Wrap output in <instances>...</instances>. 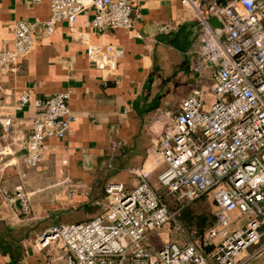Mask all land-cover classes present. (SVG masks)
Wrapping results in <instances>:
<instances>
[{
	"label": "built area",
	"instance_id": "2783aa9c",
	"mask_svg": "<svg viewBox=\"0 0 264 264\" xmlns=\"http://www.w3.org/2000/svg\"><path fill=\"white\" fill-rule=\"evenodd\" d=\"M181 2L195 12L200 27L199 58L192 69L208 70L209 80H200L177 112L161 111L152 122L161 126L156 161L163 169L157 185L150 180V167L136 171L139 182L132 188L108 184L100 215L37 234L38 250L58 244L66 264H250L264 253V0L225 5L213 0L207 10L200 0ZM50 7L45 21L10 24L13 46L0 51V73L16 69L33 53L38 29L48 36L60 22L74 27L83 11H92L91 25L100 33L131 29L142 17L136 0H50ZM170 30L169 23L158 25L160 33ZM87 54L97 69L113 75L125 52L115 44L87 43ZM18 102L36 112L24 148L28 165L37 166L44 160L46 140L71 130L70 92L40 97L27 90ZM14 124L12 114L0 112V132L9 133ZM163 189L175 199L176 212L170 211ZM1 192L9 205L28 202L21 185ZM208 195L215 222L194 240L175 215ZM170 221L183 237L157 248L149 233Z\"/></svg>",
	"mask_w": 264,
	"mask_h": 264
},
{
	"label": "crops",
	"instance_id": "0c3cea01",
	"mask_svg": "<svg viewBox=\"0 0 264 264\" xmlns=\"http://www.w3.org/2000/svg\"><path fill=\"white\" fill-rule=\"evenodd\" d=\"M212 1L200 0L202 8ZM217 1L225 5L228 0ZM136 8L142 17L131 29L97 32L90 10L74 27L60 22L48 36L38 29L33 53L16 69L0 73V112L12 114L15 122L9 133L0 132V264H66L60 245L40 251L34 237L100 215L108 184L132 188L139 182L138 170L150 167V180L157 185L163 169L156 161L161 126L152 122L161 111L177 112L200 80L208 82L209 72L192 69L200 43L192 9L181 0H136ZM50 14V0H0V51L13 46L11 23L45 21ZM161 23L171 25L169 33L158 31ZM87 43L124 49L115 74L90 62ZM27 90L40 97L69 91L74 116L67 136L46 140L37 166L28 165L24 148L36 113L18 102ZM19 185L28 202L7 204L1 188L13 192Z\"/></svg>",
	"mask_w": 264,
	"mask_h": 264
},
{
	"label": "rangeland",
	"instance_id": "374dc122",
	"mask_svg": "<svg viewBox=\"0 0 264 264\" xmlns=\"http://www.w3.org/2000/svg\"><path fill=\"white\" fill-rule=\"evenodd\" d=\"M212 23L213 25L217 24V22H215L214 20L212 21ZM210 97L212 96L210 95ZM166 194H167V190L163 189L162 195L164 196L165 201L167 202L170 211L174 213L177 211L178 205L175 199L173 198V196H166ZM190 205L192 206L191 209L193 213H195L196 216L200 215V216H205V217H211L215 214L214 213L215 207H214L213 199L209 195L204 196L188 204L186 207ZM179 216H180V211L176 213L175 217L178 220V222L181 223L184 229L186 230L188 237L193 238L194 240H197V239L201 240L203 238L204 232L208 229V227L204 229V231H199V232L195 227L190 229L185 225L184 221L181 220ZM243 222H246V218L243 219ZM182 237H183L182 233L177 228L174 221H170L166 223L158 231H151L149 233V239L151 243L155 245L157 248L161 247L164 242L172 241L176 239L180 240ZM250 264H264V253L256 257L252 262H250Z\"/></svg>",
	"mask_w": 264,
	"mask_h": 264
},
{
	"label": "trees",
	"instance_id": "16d2710c",
	"mask_svg": "<svg viewBox=\"0 0 264 264\" xmlns=\"http://www.w3.org/2000/svg\"><path fill=\"white\" fill-rule=\"evenodd\" d=\"M192 206H188L184 208L182 211H180V219L184 221L185 225L192 229L195 227L198 232L204 231L207 227L209 228L212 226L215 222V215L211 217H205L200 215H195L192 211Z\"/></svg>",
	"mask_w": 264,
	"mask_h": 264
},
{
	"label": "water",
	"instance_id": "95a60500",
	"mask_svg": "<svg viewBox=\"0 0 264 264\" xmlns=\"http://www.w3.org/2000/svg\"><path fill=\"white\" fill-rule=\"evenodd\" d=\"M18 204L20 203V202H17Z\"/></svg>",
	"mask_w": 264,
	"mask_h": 264
}]
</instances>
